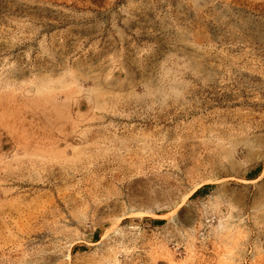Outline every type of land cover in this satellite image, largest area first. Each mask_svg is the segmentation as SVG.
Masks as SVG:
<instances>
[{
  "label": "rangeland",
  "instance_id": "374dc122",
  "mask_svg": "<svg viewBox=\"0 0 264 264\" xmlns=\"http://www.w3.org/2000/svg\"><path fill=\"white\" fill-rule=\"evenodd\" d=\"M263 169L264 0H0V264H264Z\"/></svg>",
  "mask_w": 264,
  "mask_h": 264
},
{
  "label": "crops",
  "instance_id": "0c3cea01",
  "mask_svg": "<svg viewBox=\"0 0 264 264\" xmlns=\"http://www.w3.org/2000/svg\"><path fill=\"white\" fill-rule=\"evenodd\" d=\"M262 174L264 175V169L262 170V172H261V174H260V175H262ZM258 177H259V176H258ZM256 179H257V178H255V180H256Z\"/></svg>",
  "mask_w": 264,
  "mask_h": 264
}]
</instances>
